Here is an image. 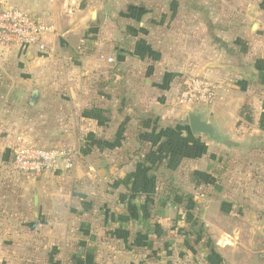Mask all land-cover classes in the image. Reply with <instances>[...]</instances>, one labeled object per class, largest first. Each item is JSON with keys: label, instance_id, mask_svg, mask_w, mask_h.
<instances>
[{"label": "crops", "instance_id": "crops-1", "mask_svg": "<svg viewBox=\"0 0 264 264\" xmlns=\"http://www.w3.org/2000/svg\"><path fill=\"white\" fill-rule=\"evenodd\" d=\"M0 5L20 8L53 28L44 37L48 55H39L37 49L0 45V68L12 67L11 76L21 94L28 95L31 111L47 118L49 124L52 116L59 117L60 126L51 130L61 132L60 142L69 141L81 151L73 176L79 169L87 171L93 165L97 175L110 181L117 176L125 178L139 166L150 169L149 176L155 175L159 180L158 159L152 162L157 156V142L148 139V128L157 131L164 128V123L172 127L179 115L187 114V110L180 111L172 105L184 76L197 75L221 85L215 104L195 111L202 112L215 125L223 141L194 135L189 126V136L202 146L201 155L189 153L181 166L162 175L163 189L164 180L170 179L168 183L172 184L173 206L163 209L157 203L152 207L155 216L168 208L174 212L168 223L173 224L175 233L170 253L165 252L163 239L157 237L162 220L116 222L115 212L128 211L125 206L119 211L116 205L97 210L106 219L102 217L96 223L81 216V235L72 241L77 246L75 250L74 246L69 248L74 239L68 232L70 224L77 221L68 222V213L80 209L61 206L59 212L64 216L56 218V207L44 206L39 199V189L43 190L40 180L53 176L48 173L39 177L40 182L27 180L31 190L38 192L33 193L31 227L44 231V244L58 239L55 244L60 247L57 254L51 247L48 249L44 257L47 264H264V173H250L249 186L240 191L239 176H246L247 172L234 173L239 162L233 158L234 152H249L253 161L264 163V0H252L242 15L240 40L251 38L248 48L239 40L241 47L236 46L233 51L228 47L229 39L224 37L220 47L214 43L218 51L207 52L203 43V56L197 51L194 36L189 38L192 44L182 41L171 51H167L168 46L152 44L148 21L161 25L164 18L144 12L143 5L133 3L131 11H124V21L115 19L111 33L104 37L102 23L114 16L108 0H0ZM82 41L85 46L80 48ZM109 57L115 62L108 63ZM35 90L39 93L31 107ZM156 99L160 102L150 108L147 101ZM131 100L138 103L133 105ZM4 159L8 160V156ZM184 195L192 198L189 204ZM187 205L193 214L190 221L182 215ZM8 207L0 205L9 211L4 220L0 218V264L5 259L13 261L15 250L6 245L17 243L13 230L11 235H5L2 229L5 224L12 227L17 221L14 217L18 218L19 206ZM85 211L89 210L84 208ZM238 212L241 217H232ZM56 226L60 234L53 238L51 229Z\"/></svg>", "mask_w": 264, "mask_h": 264}, {"label": "rangeland", "instance_id": "rangeland-1", "mask_svg": "<svg viewBox=\"0 0 264 264\" xmlns=\"http://www.w3.org/2000/svg\"><path fill=\"white\" fill-rule=\"evenodd\" d=\"M251 1L252 0H108V4L113 6V10H111L114 16L111 15L109 19L103 21V32L101 34L104 37L108 32L111 33L110 28L115 22V19L123 22L124 19L122 17H124V11H131L132 4L135 3L146 6L144 12L152 13L155 15L154 17L164 18V23L161 25L150 20L148 21L147 26L150 29L148 37L149 41L154 45L168 46L169 48H167V51H171L172 46L174 47L175 44L181 43L182 41L185 42V44L187 43V45L192 44L189 38L194 36L195 46L198 48L197 51L203 56L202 52H208V49L218 51V47H216L214 43L217 42V46H221L224 37H227L229 39L227 41L228 47L234 51L236 46L241 47V44L238 45L237 43L242 37V34L239 33L243 26H241V24H243L242 15L247 4ZM111 10L110 13L112 12ZM210 13H212V15ZM134 24L138 27L137 23ZM120 25L122 28L125 27L123 23ZM240 41L244 42L246 48V45L253 40L246 36V40L243 39ZM203 43L206 45V51L203 48ZM210 52L212 53L213 51ZM11 71L13 70L9 65L4 69L0 68V174L3 175L0 179V205L2 204L5 208H9L8 206L12 205L19 206V211L16 213V215L18 214V218L14 217L18 222L16 221L12 227H10L11 224H8V226L5 224L2 228L5 235H11L10 231L13 230L12 234L15 239L14 241L17 242L15 245H11V243L6 245L8 248L12 247L15 250L13 261L5 259L2 261V264H47V260H44V257H46L47 254L45 253L48 249L51 247L52 252L56 254L59 252V244H55L58 239L52 240L50 245L47 244L48 242L44 244L42 241L44 231H39L36 227H31L32 222L30 221V214L34 204L33 193H36L37 189H34V191L31 190L28 183L29 181H27L28 179H34L36 180L35 182L41 181L40 185L43 190L39 189V193H41V195L38 194L39 199L41 198L44 206L51 204L56 207L53 213L56 218L59 217V215L61 217V214L64 216V213L60 214L59 212V207L61 206L79 207L80 210L74 208L71 213H68V222L73 219L77 221L76 223L72 222V224H70L68 232L71 236H74L72 237L74 239L70 240L68 244L69 248L70 246H74L73 250H75L77 246L72 241H76L75 238L81 235L82 229L79 225L81 216H84V219L87 221L96 223L101 221L103 219L102 217L106 219V215L97 212V210L105 208L107 205H116L120 208L119 211H123L122 207L124 206L128 208V211L125 213H114L116 222H129L130 220L132 222H138L140 220L145 221L146 218H150L151 221L157 219L162 220V224H158L160 232L157 237L163 239L165 244V246H163L165 247L164 250L166 253H170L169 247L172 242V235H175V233H172V229H174L173 224L171 225L168 223L173 220L174 212L171 208H168L165 211H161L160 215L155 216L152 212V207L157 203L162 208L173 206V204L168 205L164 199L161 200L162 196L166 195L165 193L167 191L163 189L164 183L162 175H164L169 168L174 169L179 165L181 166L182 159L188 158L187 155L191 153L193 156L201 155L200 147L202 146L200 142L194 141L189 136V120L186 112L179 115L177 118L178 120H167L175 122L172 124V127H167L164 123V128L157 131H155V129L153 130V128L152 130L148 128L150 131L148 132V139L155 143L157 142V156L156 159H152V162L158 159L156 163H158L157 168H159V180L155 175L149 176L150 169H140L139 166H137V169L129 171V174L125 178L117 176L110 181L97 175L96 170L92 167L93 165L89 164L90 168L87 171H85V169H79L73 176L72 171L75 169L76 165L71 171H67L62 163L56 171L51 173L53 176L39 181V178L21 176L12 170V147L19 137H22L27 144L40 147L50 148L58 145L76 147L69 141L60 142L61 132L59 130L58 132L51 130L52 128L58 129L60 126L61 120L59 117L52 116V123L49 124L47 118H43L37 111H31L29 109L28 95L25 96L21 94V89L17 83H15V78L11 76ZM155 102L160 101L157 99L156 101L149 100L147 101V105L153 108L155 107L153 106L156 104ZM172 102V105L180 111L183 109H196L185 108L183 105L179 104L177 97L176 100ZM136 103H138V101L131 100V104L135 105ZM165 104L166 103H162V105ZM148 120L155 125L152 119ZM126 122H128V120ZM71 133H73V130ZM62 134L65 135L64 133ZM154 146L155 145H153V147ZM77 150L80 151L78 148ZM7 156L8 160H5L4 158ZM253 157L250 158L249 152L233 153L234 160L239 162L234 169V173L240 172L246 174L247 172L246 176H239L242 177V180L238 182L242 184V188H239L240 191H243L246 189V186H249L250 173H264V163L261 165L258 161H253ZM2 159L5 161L3 162ZM82 166L87 167L85 164H82ZM234 185L238 187L239 184L235 183ZM217 186L219 187V184ZM25 194L27 195L26 197L24 196ZM84 208L89 211L84 212ZM78 211L81 212L79 213ZM8 213L9 211H7V209L4 210L0 208V218L3 220ZM189 213L192 214V211L190 206L187 205L182 213L183 219L185 218L186 221ZM236 214H233L232 217L237 218L242 216L241 212ZM70 216H72V218ZM27 220L28 222H26ZM56 227L57 228L51 229L53 238L58 237L60 234L59 227ZM85 231L90 234L89 230ZM159 249L160 248H158V250ZM89 262L90 264L92 263V261H88V263ZM166 262L168 263L169 261ZM52 264H58V262L53 261Z\"/></svg>", "mask_w": 264, "mask_h": 264}, {"label": "built area", "instance_id": "built-area-1", "mask_svg": "<svg viewBox=\"0 0 264 264\" xmlns=\"http://www.w3.org/2000/svg\"><path fill=\"white\" fill-rule=\"evenodd\" d=\"M53 28L31 16L20 8H7L0 5V45L15 49H37L41 56L48 55L44 37ZM85 43L82 41L81 47ZM103 58V57H102ZM108 63L115 59L109 57ZM221 85L208 78L187 75L182 79L177 99L185 108L208 107L215 104ZM12 170L25 177L39 178L56 171L63 163L71 171L80 156L77 148L54 146L50 148L25 143L19 137L12 147ZM262 252L264 254V228L262 230Z\"/></svg>", "mask_w": 264, "mask_h": 264}, {"label": "water", "instance_id": "water-1", "mask_svg": "<svg viewBox=\"0 0 264 264\" xmlns=\"http://www.w3.org/2000/svg\"><path fill=\"white\" fill-rule=\"evenodd\" d=\"M38 90H35L32 94L30 100V106L33 107L38 97ZM188 120L189 126L194 135L206 136L210 141L213 142H222L223 138L219 135L216 130V127L213 123L207 121L204 118V114L202 112H197L194 109H188ZM38 199L35 198V209L37 210Z\"/></svg>", "mask_w": 264, "mask_h": 264}, {"label": "trees", "instance_id": "trees-1", "mask_svg": "<svg viewBox=\"0 0 264 264\" xmlns=\"http://www.w3.org/2000/svg\"><path fill=\"white\" fill-rule=\"evenodd\" d=\"M100 111V113H101V110H99ZM95 117V116H94ZM98 117H100V116H98ZM101 118V117H100ZM154 166V165H153ZM156 168V167H155ZM155 168H152L153 170L155 169ZM170 169H172V168H169V170ZM168 181H170V179L169 180H164V182H165V190H167L166 191V195H163L162 196V198H161V200H163L164 199V201L165 202H167V203H173L174 202V192H173V187H172V184L171 185H169V183H168ZM183 198L185 199V201H186V203L187 204H189L191 201H192V198H190V197H188V196H183ZM190 212V211H189ZM192 218V214H188V219H187V221H190V219Z\"/></svg>", "mask_w": 264, "mask_h": 264}]
</instances>
